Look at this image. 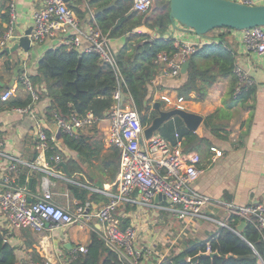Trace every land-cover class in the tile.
<instances>
[{
	"label": "crops",
	"instance_id": "0c3cea01",
	"mask_svg": "<svg viewBox=\"0 0 264 264\" xmlns=\"http://www.w3.org/2000/svg\"><path fill=\"white\" fill-rule=\"evenodd\" d=\"M72 1L75 3V6L70 5L72 8L86 13V17L82 18L75 10L81 23L97 26L96 13L99 7L93 6L92 0ZM11 2L14 3L17 13L14 37L33 28L34 14L41 6L40 0H0L2 21L0 41L1 34L8 25L2 18L8 14ZM253 2L264 4V0H253ZM134 32L151 37L157 36L155 31L145 25L136 27ZM170 35L175 39L176 45L191 43L200 46L217 42L212 34L201 37L177 30L172 25ZM129 36L130 34H125L109 38L108 45L114 55L126 45ZM243 37L244 31H228L227 44L235 54L236 65L257 87L256 93L245 101L230 97L232 77L220 76L209 88L208 95L203 101L184 99L181 103L185 110L203 117L201 125L195 132L211 141V146L202 144L195 150L200 153L201 166L204 168L194 183L195 189L206 196L235 205L264 202V54L247 50ZM15 43L12 38L5 47L0 45V86L2 87L0 95L8 89L14 91L9 100H0V133L5 142L3 154L0 155V181L10 177L13 183L18 184V173L27 172L29 184L32 179V183L36 185L33 194L41 195L44 192L43 181L47 179L50 182L52 202L55 205L71 211L75 209L77 203L90 202V211L98 210L109 201V195L115 191L113 185L118 178L121 165L119 150L111 146L106 138L108 122L102 120L98 124L80 128L75 132L89 138L88 142L91 144L82 155L64 142L55 118L47 114V108L51 103L48 97H41L35 104V110L26 113L17 112L13 107L8 106V102L13 99L24 100L30 96L22 83V77L24 74L30 77L37 75L42 56L58 46L57 41L49 39L32 44L31 49L25 51L22 47L13 50ZM186 73L183 74L181 69L178 77H171L162 75L161 72L150 85L152 105L155 106L159 101L163 110L174 108L163 101L162 96L166 95L177 101L180 97L177 88L186 80ZM192 96L194 97V94ZM215 112H218V116L214 118V125H218L215 127L219 128L217 133L205 125L206 117ZM38 125L56 134L58 154L55 155L63 158L62 162H65L66 168L53 160L52 157L55 155L47 158L49 169L41 168L44 164L43 161H37L38 153L35 149ZM184 125L186 126L185 122ZM13 164L16 165L17 172L10 169ZM32 165L36 167H31ZM74 187L87 191L85 201L75 197L72 191ZM133 196L137 198V193ZM156 204L160 207H156ZM167 206V200L157 198L152 201L151 206L128 201L119 209L122 221L124 218H129L130 224L137 227L139 244L155 253L156 257L153 258L152 264H157L160 256L171 253L170 247L166 251L157 253L155 249L159 245L154 242L155 239L162 238L171 245L180 238L204 241L219 233L224 228L222 223L230 224L229 212L223 207H207L205 213L210 218L191 221L180 220L173 216L165 209ZM149 225L152 227L149 228ZM99 231L100 222L94 218L83 226L74 224L57 227L48 223L42 233L22 229L15 231L12 238L20 263L34 260L33 255H36L52 264H67L69 255L78 247L87 245L92 232L99 234ZM172 235L177 239L171 240ZM146 237L148 240H144ZM68 243L72 245L70 248L67 246ZM179 245L184 246L183 240Z\"/></svg>",
	"mask_w": 264,
	"mask_h": 264
},
{
	"label": "built area",
	"instance_id": "2783aa9c",
	"mask_svg": "<svg viewBox=\"0 0 264 264\" xmlns=\"http://www.w3.org/2000/svg\"><path fill=\"white\" fill-rule=\"evenodd\" d=\"M154 2L155 0H134L133 10L148 14ZM243 2L254 4L253 0ZM40 4V8L34 14V26L29 35L32 44L49 39L55 40L58 46L64 45L81 52H97L103 61L115 63V55L108 45V35L104 34L98 26L81 23L79 16L67 1L40 0ZM10 16V22L1 37V47H5L14 37L17 13L13 2L10 4ZM166 37L172 36L166 35ZM243 38L247 50L255 51L260 55L264 54V27L244 30ZM177 46L179 52L174 56L166 53L158 55L156 62L165 63L162 75L178 77L187 58L197 50V46L191 43H180ZM234 72L240 79V86L252 83L237 65ZM22 83L29 91L31 103L26 107H13V110L26 113L35 110V104L40 100V93L33 86L30 75L24 74ZM239 91L240 87L237 88V93ZM13 92L12 89L4 91L0 95V100H9ZM122 94H125V101L121 103ZM114 98V105L102 119L96 118L91 113L84 117L72 116L68 119L55 116L59 130L71 135L80 128L98 124L102 120L108 122L107 141L119 150L121 158L119 175L113 185L115 191L109 195V201L92 212L90 202L77 203L75 209L70 211L52 202L53 194L47 179L43 181L44 192L41 195H35L28 184H15L10 177H5L0 181V228L6 232L5 242L14 246L12 235L18 230L27 229L42 233L46 230L48 223L57 227L74 224L83 226L96 218L100 222L99 234L106 246L114 251L124 264H132L133 260L136 264H140L143 258L140 257L141 253L143 251L144 256L147 255L145 251L148 248L144 249L142 246L143 250H139L141 243L139 244L137 227L133 224L123 227L119 209L128 201L142 206H151L152 201L159 195H164L168 202L165 209L180 220L210 218L206 215L205 208L219 206L226 208L229 212V220L236 215L247 224H253L264 240V202L235 205L200 193L194 187V183L204 171L200 153L185 151L178 134H176L175 143L157 131L147 138L146 127L142 126L140 113L135 108L131 95L119 89L114 94ZM162 100L174 108H183L181 103L184 98L181 96L175 101L164 95ZM53 143H57L56 134L38 125L35 149L38 153L37 161H43L44 165L41 167L43 170L50 168L46 154ZM4 145V137L0 133V155L3 154ZM52 158L56 163H61L63 160L60 155ZM15 166V164L11 165L10 169L17 172ZM135 193L137 198L133 196ZM155 206L160 207L158 204ZM222 226L238 233L237 227L225 223H222ZM83 247H78L76 251L82 250ZM208 250H211L210 247ZM166 256H160L157 264L162 263ZM262 262L264 264L263 259ZM21 264L52 263L48 260H29Z\"/></svg>",
	"mask_w": 264,
	"mask_h": 264
},
{
	"label": "trees",
	"instance_id": "16d2710c",
	"mask_svg": "<svg viewBox=\"0 0 264 264\" xmlns=\"http://www.w3.org/2000/svg\"><path fill=\"white\" fill-rule=\"evenodd\" d=\"M112 1L92 0V5L100 8ZM133 5L134 0H118L115 6L96 13L97 26L109 38L130 34L126 45L115 55L114 64L103 61L97 52H81L64 45L52 48L42 56L38 74L31 76V81L39 90L40 99L44 96L50 99L51 103L47 108L50 117L55 118L58 115L68 119L72 116L84 117L91 113L96 118H105L115 103L114 94L119 89L131 95L133 104L140 113L142 126H150L159 115V111L152 105L150 95V85L163 70L161 63L156 60L160 53L174 56L179 52L175 39L166 37L170 36L172 25L170 0H155V6L149 15L134 11ZM74 10L80 17H86V13ZM2 19L7 24L10 22L9 9ZM141 25L155 31L157 36L134 32V29ZM228 31L231 29L217 28L210 31L207 35H214L217 42L197 46L196 52L187 58V77L177 88L181 97L203 101L209 88L220 76L232 77L230 97L245 101L256 93L257 87L253 83L240 86V79L234 72L236 57L227 44ZM238 87L240 91L237 93ZM1 89L0 86V91ZM30 103L31 96L24 100L13 99L8 102V106L26 107ZM217 114L218 112H215L205 120L206 127L215 133L219 130L215 127L218 125H214ZM158 133L174 143L178 134L185 151H195L202 144L211 146L208 138L200 137L195 131L187 128L179 116L166 121ZM62 138L67 145L82 155L87 151L86 148L91 146L89 138L80 133L71 135L62 132ZM115 150L118 153V150ZM55 154H58V150L57 145L53 143L46 155L50 158ZM17 183L28 184L32 191L36 186L35 183L30 186L28 173L22 171L18 173ZM72 191L76 198L86 200L87 191L84 189L74 187ZM241 221L238 216L233 215L230 225L237 227ZM122 223L123 227H126L130 225V219L124 218ZM5 237L6 232L0 228V264H21L15 246L5 242ZM183 244L184 246L171 250L160 264H192L189 258L200 251L208 250V247L219 255L201 257L197 264H263L262 259L264 261V240L251 223L246 225L241 235L229 228H223L208 240L185 238ZM33 259L44 261L36 255H33ZM67 264L124 263L106 246L100 234L92 232L88 244L82 250L72 252Z\"/></svg>",
	"mask_w": 264,
	"mask_h": 264
},
{
	"label": "water",
	"instance_id": "95a60500",
	"mask_svg": "<svg viewBox=\"0 0 264 264\" xmlns=\"http://www.w3.org/2000/svg\"><path fill=\"white\" fill-rule=\"evenodd\" d=\"M71 6H75L72 0H65ZM118 0H113L110 4L97 9L101 13L117 4ZM170 18L172 27L187 33L205 37L207 33L217 28H230L231 30H247L255 27H264V4H248L239 0H170ZM33 28H29L20 36L13 37L16 42L13 50L22 47L29 51L32 46L30 34ZM162 68L165 63H161ZM189 67V61L182 66V73L185 74ZM125 101V94L121 96V103ZM161 102L155 103V108L159 115L154 118L152 124L145 129V136L150 138L168 120L176 116L181 117L190 130H197L203 121V117L196 113L189 112L181 107L169 110L161 109ZM62 136V134H61ZM66 168L65 162H61ZM32 179H30V185ZM157 198H164L159 195ZM247 223L242 221L238 226V234H242ZM70 248L72 245L67 244ZM219 255L217 251H200L189 258L192 264H197L201 257H215Z\"/></svg>",
	"mask_w": 264,
	"mask_h": 264
},
{
	"label": "rangeland",
	"instance_id": "374dc122",
	"mask_svg": "<svg viewBox=\"0 0 264 264\" xmlns=\"http://www.w3.org/2000/svg\"><path fill=\"white\" fill-rule=\"evenodd\" d=\"M154 6H155V2H154V4H153L152 9L154 8ZM151 11H152V10H151ZM150 13H151V12H150ZM150 13H148L147 15H149ZM152 102H153V98H152ZM161 109H162V108H161ZM157 132H158V131H157ZM159 225H162V226H163L164 224H159ZM146 227H148V225H147ZM150 227H152V226L149 225V228H150ZM172 237H173V238H171V240H174V238L177 239L176 236L174 237V236L172 235ZM165 238H166V237H165ZM196 238H198V237H196ZM184 239H185V238H183V239H182V238L177 239L176 242L174 243V245H171L170 242L167 243V242L163 241L162 238H161V239H158V240L155 239L154 242H155L156 244L159 245V246H158L159 248H158V247H157L156 249L153 248V247H152V248L155 249V251H156L157 253H161L162 250H163V251H166V249L169 248V247H170L169 250L171 251V250H173V247H174V246L179 245L180 242H181L182 240L184 241ZM199 239H200V238H199ZM144 240H148V238L146 237V238H144ZM180 240H181V241H180ZM143 242H144V241H143ZM152 242H153V241H152ZM179 246H180V245H179ZM179 246H177V248H178ZM144 249H145V248H144ZM139 250H141V251L143 250L142 244H141V246L139 247ZM146 250H147V251H145V253H147V255L145 254V256H144L143 251H142V253H141V256H140V257H143L141 263H142V264H152V262H154V259H153V258H154L156 255H155L153 252L150 254V249H146ZM169 250H168V251H169ZM175 250H176V249H175ZM148 251H149V252H148ZM151 257H152V258H151ZM132 264H136L135 260L132 261Z\"/></svg>",
	"mask_w": 264,
	"mask_h": 264
}]
</instances>
